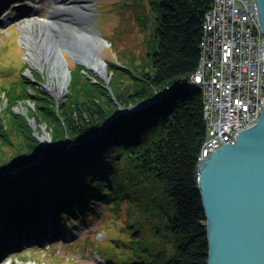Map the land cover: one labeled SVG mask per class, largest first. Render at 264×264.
<instances>
[{"label":"trees","instance_id":"trees-1","mask_svg":"<svg viewBox=\"0 0 264 264\" xmlns=\"http://www.w3.org/2000/svg\"><path fill=\"white\" fill-rule=\"evenodd\" d=\"M211 1L148 0L156 13V48L140 68L108 64L110 91L71 60L70 94L59 104L37 87L36 72L31 75L35 84L21 73L0 84L3 227L29 223L34 214L90 218V208L99 205L105 219L110 216L109 228L120 235L96 240L116 252L110 257L100 246L105 263L205 264L196 190L205 136L202 98L182 82L198 67L202 22ZM19 66V72L27 67ZM157 93L160 101L116 114ZM20 106L28 109L27 117L16 112ZM31 120L46 126L50 142L39 144ZM12 168L15 176L8 174ZM143 221L151 230L149 243L140 233Z\"/></svg>","mask_w":264,"mask_h":264},{"label":"rangeland","instance_id":"rangeland-1","mask_svg":"<svg viewBox=\"0 0 264 264\" xmlns=\"http://www.w3.org/2000/svg\"><path fill=\"white\" fill-rule=\"evenodd\" d=\"M29 4L32 7L28 15L32 16L37 12L39 18H46L51 8L56 5L54 0H32ZM85 7L88 8L86 12L92 17L89 29L93 28L97 32V37L106 43L101 49V56L106 63V68H108V64H118L122 68H140L144 64V60H147V54L155 50L156 40L153 28L156 13L148 4V0H87ZM19 22L20 18L16 17L0 26V84L9 83L19 73L25 75L32 81V84H35L31 75L36 72L40 77L37 87L49 95H56V92L54 91V93L47 85L46 69L43 70L36 66L30 67L21 38ZM65 55L70 65L71 58L67 53ZM21 62L27 67L19 72V63ZM72 69L70 66L71 73ZM106 70L105 81L91 72L93 75L92 82L100 83L104 89L110 91L109 84L112 76L108 75V69ZM129 85V82L124 84L126 87ZM68 91L58 100L53 98L55 102L57 101V104L64 102L66 96L70 94V87ZM158 96L156 100L154 99V103L160 101L161 95L158 94ZM1 97L4 99L3 95ZM28 106L35 108L34 104L30 102H28ZM16 112L27 117L28 109L20 106ZM33 121L35 120L30 121L31 125ZM35 127L33 133L36 134L35 138L39 144L43 145L50 142L51 136L46 126H37L35 122ZM90 209L93 211L90 218L85 216L84 219L67 220L65 215H61L63 231L65 235L70 237L68 241L62 239L52 241V229L44 227V219H37L33 225L34 229H29V226L25 229L24 240L30 234L40 236L42 240L46 241L37 245L32 242L31 245L17 247L9 253L0 255V264H107L100 257V255L103 256L100 246L108 250L107 253L110 257L116 256V252L105 243L98 244L96 240L115 239L116 237L119 238L120 235L115 227L109 228L108 218L110 216L107 215L108 217L105 219L103 206L96 205ZM51 217L52 220L56 218ZM56 221L59 222V220ZM9 225L10 223L7 224V226ZM140 233L146 242L151 241L152 235L148 221L142 222ZM17 236H14L15 241L24 244L25 241H19Z\"/></svg>","mask_w":264,"mask_h":264},{"label":"water","instance_id":"water-1","mask_svg":"<svg viewBox=\"0 0 264 264\" xmlns=\"http://www.w3.org/2000/svg\"><path fill=\"white\" fill-rule=\"evenodd\" d=\"M254 1L264 35V0ZM77 24L82 29L81 35L73 32L75 38L84 36V31L97 35L93 28L92 32L80 22ZM92 34L88 35L89 39L98 42L94 59L106 69V63L99 56L106 43ZM59 46L77 63L73 58V51H76L73 47ZM61 56V61L70 67L64 55ZM94 75L105 81V71ZM69 77L66 94L73 78L72 75ZM51 96L55 100L59 98ZM158 97L155 94L148 102L119 108L116 114L149 106ZM31 127L35 131V121ZM196 190L203 216L205 264H264V107L258 121L241 131L232 144L225 143L198 159Z\"/></svg>","mask_w":264,"mask_h":264},{"label":"built area","instance_id":"built-area-1","mask_svg":"<svg viewBox=\"0 0 264 264\" xmlns=\"http://www.w3.org/2000/svg\"><path fill=\"white\" fill-rule=\"evenodd\" d=\"M198 67L182 85L202 98L206 157L254 125L264 107V35L254 0H212L204 14Z\"/></svg>","mask_w":264,"mask_h":264},{"label":"bare ground","instance_id":"bare-ground-1","mask_svg":"<svg viewBox=\"0 0 264 264\" xmlns=\"http://www.w3.org/2000/svg\"><path fill=\"white\" fill-rule=\"evenodd\" d=\"M54 2L56 5L51 8L46 18H39L37 12L32 16L28 15L31 10H24V14L19 16V29L30 67L46 69L48 87L56 92H54L55 96L62 97L68 88L69 76L72 73L70 67L67 68L66 63L61 61V54L67 59L65 55L67 52L62 50L60 44L73 47L76 50L73 51V58L77 63L71 60L87 71L101 75L102 72H107V68L103 69V66L94 59L93 52L98 42L94 43L89 39L88 35L92 33L84 31V36L80 38L73 36V32L79 34L82 29L78 22L86 30L91 29L89 26L92 17L86 12L88 8L85 7L87 0H54ZM91 31L93 32L92 29ZM101 49L99 56L103 61Z\"/></svg>","mask_w":264,"mask_h":264}]
</instances>
